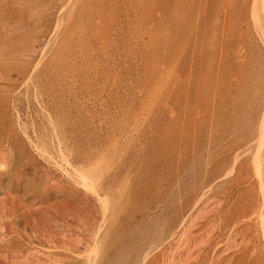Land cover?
Wrapping results in <instances>:
<instances>
[{
  "label": "rangeland",
  "instance_id": "rangeland-1",
  "mask_svg": "<svg viewBox=\"0 0 264 264\" xmlns=\"http://www.w3.org/2000/svg\"><path fill=\"white\" fill-rule=\"evenodd\" d=\"M0 264H264V0H0Z\"/></svg>",
  "mask_w": 264,
  "mask_h": 264
},
{
  "label": "bare ground",
  "instance_id": "bare-ground-1",
  "mask_svg": "<svg viewBox=\"0 0 264 264\" xmlns=\"http://www.w3.org/2000/svg\"><path fill=\"white\" fill-rule=\"evenodd\" d=\"M263 145V144H262ZM261 153V152H260ZM259 156V155H258ZM259 158V157H258ZM260 163V162H259ZM260 165V164H259ZM263 166V165H262ZM259 172V171H258Z\"/></svg>",
  "mask_w": 264,
  "mask_h": 264
}]
</instances>
